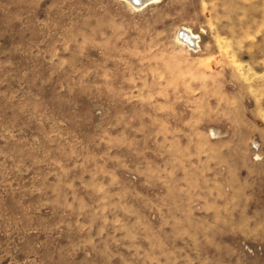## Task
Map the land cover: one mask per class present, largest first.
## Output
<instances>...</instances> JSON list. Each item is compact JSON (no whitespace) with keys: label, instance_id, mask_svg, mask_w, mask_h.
Here are the masks:
<instances>
[{"label":"rangeland","instance_id":"obj_1","mask_svg":"<svg viewBox=\"0 0 264 264\" xmlns=\"http://www.w3.org/2000/svg\"><path fill=\"white\" fill-rule=\"evenodd\" d=\"M0 264H264V0H0Z\"/></svg>","mask_w":264,"mask_h":264},{"label":"bare ground","instance_id":"obj_2","mask_svg":"<svg viewBox=\"0 0 264 264\" xmlns=\"http://www.w3.org/2000/svg\"><path fill=\"white\" fill-rule=\"evenodd\" d=\"M131 1L133 4L137 6H141L144 3H146L149 0H128ZM183 31V39L191 46H194L195 43V37H193L191 34H189L186 30Z\"/></svg>","mask_w":264,"mask_h":264}]
</instances>
